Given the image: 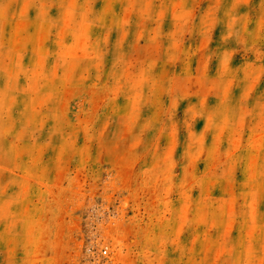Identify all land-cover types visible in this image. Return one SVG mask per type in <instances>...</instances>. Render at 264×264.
<instances>
[{
    "label": "rangeland",
    "instance_id": "rangeland-1",
    "mask_svg": "<svg viewBox=\"0 0 264 264\" xmlns=\"http://www.w3.org/2000/svg\"><path fill=\"white\" fill-rule=\"evenodd\" d=\"M0 264H264V0H0Z\"/></svg>",
    "mask_w": 264,
    "mask_h": 264
},
{
    "label": "built area",
    "instance_id": "built-area-1",
    "mask_svg": "<svg viewBox=\"0 0 264 264\" xmlns=\"http://www.w3.org/2000/svg\"><path fill=\"white\" fill-rule=\"evenodd\" d=\"M103 252L106 253L107 252V249H104Z\"/></svg>",
    "mask_w": 264,
    "mask_h": 264
}]
</instances>
